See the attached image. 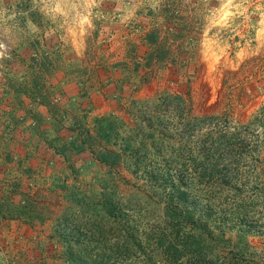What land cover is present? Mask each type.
Instances as JSON below:
<instances>
[{"label": "rangeland", "instance_id": "1", "mask_svg": "<svg viewBox=\"0 0 264 264\" xmlns=\"http://www.w3.org/2000/svg\"><path fill=\"white\" fill-rule=\"evenodd\" d=\"M167 170L198 264H264V0H0V264H104V191Z\"/></svg>", "mask_w": 264, "mask_h": 264}, {"label": "trees", "instance_id": "2", "mask_svg": "<svg viewBox=\"0 0 264 264\" xmlns=\"http://www.w3.org/2000/svg\"><path fill=\"white\" fill-rule=\"evenodd\" d=\"M230 140L224 136L219 143L230 147ZM98 159L111 164L105 152ZM148 180L153 197L136 205L135 214L126 212L114 192L104 191V264H120L123 259L134 264H198L204 259L207 229L200 189L176 171H157ZM230 183L225 189L230 190ZM205 199H214L211 189ZM156 206L162 207L163 216L152 220L143 216Z\"/></svg>", "mask_w": 264, "mask_h": 264}]
</instances>
